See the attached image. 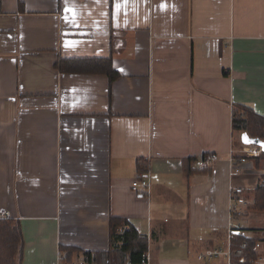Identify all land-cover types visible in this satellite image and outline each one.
Listing matches in <instances>:
<instances>
[{"label":"crops","instance_id":"0c3cea01","mask_svg":"<svg viewBox=\"0 0 264 264\" xmlns=\"http://www.w3.org/2000/svg\"><path fill=\"white\" fill-rule=\"evenodd\" d=\"M60 57H112L120 74ZM235 103L264 115V0H0V213L20 221L21 264L107 250L111 216L148 237L150 264H231L198 256L229 247L233 192L241 234L264 236V166L230 175Z\"/></svg>","mask_w":264,"mask_h":264},{"label":"trees","instance_id":"16d2710c","mask_svg":"<svg viewBox=\"0 0 264 264\" xmlns=\"http://www.w3.org/2000/svg\"><path fill=\"white\" fill-rule=\"evenodd\" d=\"M56 67L62 72L81 73H105L113 81L119 76L112 57H60ZM233 131L249 129L255 136L264 140V115L257 112L253 107L235 103L232 112ZM254 160L257 167L264 160V151L258 155L248 156ZM191 158L187 159V162ZM189 167L187 171H191ZM254 208L264 210V174L260 177L257 186L254 188ZM129 220L119 216L110 218V247L105 251L95 252L98 262L104 264H139L146 259L149 240L145 234H141L138 228ZM127 223L128 226H124ZM240 228L231 241V264H254L259 256L256 243L264 241V236L246 237L241 234ZM23 235L20 221L17 218L0 215V264H21L23 253ZM65 257L71 258L72 252L77 250L71 246H61ZM90 251H85L89 255ZM242 256L246 257L241 262Z\"/></svg>","mask_w":264,"mask_h":264},{"label":"built area","instance_id":"2783aa9c","mask_svg":"<svg viewBox=\"0 0 264 264\" xmlns=\"http://www.w3.org/2000/svg\"><path fill=\"white\" fill-rule=\"evenodd\" d=\"M251 135V134H250ZM253 136V135H251ZM253 146H248L247 144L243 143V151L244 153L247 154V156L245 154H242L241 156L239 155L238 157H231L230 162H231V172L230 175L232 177L234 176H238L240 174V172H242L241 170V165L240 163H243L247 160L248 156H254V155H258L262 149L260 148V146L252 144ZM149 159L148 158H141L138 160V170H139V174L138 176L132 180L131 182V188L136 191V192H145L147 190H149L151 182H150V170H149ZM233 197V199H232ZM231 197L232 200V206H231V213L233 212V205H234V192L233 195ZM0 215L2 216H6V213L3 211L0 213ZM231 220L229 221V229H228V241H229V247L227 249H223V248H211V249H206L205 251H203L202 253L199 254V258L202 260H207L210 259L214 256L217 255H226L228 257L231 258V241L232 239L235 237V235L237 234V230H239L241 228L240 224L237 223L236 221H234V217H233V213L231 215ZM260 246V243L257 242L256 243V248ZM146 259L144 261H142L139 264H150V254H149V250L147 251V253L145 254ZM241 262H245L246 261V257L242 256L240 259ZM59 264H104L102 262H98L95 258V253H90L89 255L85 254V252H80L76 255H74V257H71L70 259H68L67 257H65L64 253H60L59 255ZM126 264H131L130 261H126Z\"/></svg>","mask_w":264,"mask_h":264},{"label":"rangeland","instance_id":"374dc122","mask_svg":"<svg viewBox=\"0 0 264 264\" xmlns=\"http://www.w3.org/2000/svg\"><path fill=\"white\" fill-rule=\"evenodd\" d=\"M241 132V133H240ZM242 133H248L249 135L251 134V135H253V136H255L249 129H244L243 131H236L235 132V143L236 144H238L239 143V145L241 146L242 144H243V142L241 141V134ZM248 146H253L252 144H247ZM260 148L262 149V147L260 146ZM263 151V150H262ZM242 154H245L246 156H247V154L246 153H244V151H243V153ZM241 154V155H242ZM240 155V156H241ZM248 158V157H247ZM261 165L262 166H264V160H262L261 161ZM241 173V172H240ZM241 175L239 174L238 175V177H240ZM233 191H234V189H233ZM236 192H234V198L236 199V198H240V199H242V200H246V198L244 197V198H242L240 195H239V197H237V194H235ZM249 196V195H248ZM247 197V196H246ZM241 203V202H240ZM242 203H244V202H242ZM248 207H250L251 208V205H250V203H249V206ZM245 208H246V206H244V209L243 208H241L240 206H238V204H236V203H234V205H233V209H232V213H233V217H239L242 213L244 214V210H245ZM256 209V208H255ZM258 210V209H257ZM259 211H264V210H259ZM236 219V218H235ZM261 230H263L264 229V227H261L260 228Z\"/></svg>","mask_w":264,"mask_h":264},{"label":"water","instance_id":"95a60500","mask_svg":"<svg viewBox=\"0 0 264 264\" xmlns=\"http://www.w3.org/2000/svg\"><path fill=\"white\" fill-rule=\"evenodd\" d=\"M241 141L244 144H255L262 147V150L264 151V140L257 136H251L248 133H242L241 134Z\"/></svg>","mask_w":264,"mask_h":264},{"label":"snow or ice","instance_id":"6c2138e0","mask_svg":"<svg viewBox=\"0 0 264 264\" xmlns=\"http://www.w3.org/2000/svg\"><path fill=\"white\" fill-rule=\"evenodd\" d=\"M69 11H72L71 9Z\"/></svg>","mask_w":264,"mask_h":264}]
</instances>
